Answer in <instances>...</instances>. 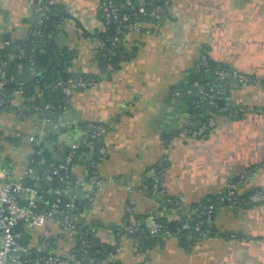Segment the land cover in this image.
Returning <instances> with one entry per match:
<instances>
[{"label":"crops","instance_id":"obj_1","mask_svg":"<svg viewBox=\"0 0 264 264\" xmlns=\"http://www.w3.org/2000/svg\"><path fill=\"white\" fill-rule=\"evenodd\" d=\"M56 4L74 18L60 20L55 36L60 48L74 54L70 71L97 79L75 92L68 108L48 124L34 116L18 118L21 97L13 92L15 109L0 113V167L11 160L13 178L22 175L31 162L28 156H36L30 138L39 140L49 169L62 159L59 167H65L88 125H105L107 132L98 139L104 154L77 149L65 176L71 201L84 200L92 170L103 180L76 220L100 243L101 264H264V202L246 209L222 206L212 237L183 241L158 236L143 248L122 231L108 232L124 225L148 228L159 206L144 185L152 174L159 175L160 188L172 198L170 211L161 210L167 222L180 220L177 205L219 196L232 178L247 175L243 192L264 186V0H170L159 32L131 33L123 44L127 58L112 71L102 61L106 31L96 27L104 18L101 0ZM32 17L33 0H0V49L4 36L25 39ZM220 69L236 70L247 82L218 80ZM195 84L213 86L225 109L203 137L193 136L207 119ZM28 238L34 245L55 242L64 256L76 246L53 222L30 231Z\"/></svg>","mask_w":264,"mask_h":264},{"label":"built area","instance_id":"obj_2","mask_svg":"<svg viewBox=\"0 0 264 264\" xmlns=\"http://www.w3.org/2000/svg\"><path fill=\"white\" fill-rule=\"evenodd\" d=\"M56 0H37L33 6V15L35 16V28L32 30L33 36H40L39 28L45 26L49 20V7ZM163 4L152 8L149 12L145 8V0H125L124 5L133 12L134 16L140 18L149 17L156 22L155 27L145 28L143 19L131 21L129 15H120L119 5L106 1L100 4V9L104 12V18L96 25L100 31H107L113 26L114 31L108 37L107 43L102 44V52L109 56L114 55V50L120 45L127 42L131 33H142L144 35L158 33L162 23L166 21L165 17L168 14L170 0H162ZM165 20V21H164ZM7 42H3V45ZM18 56H23L24 50H18ZM32 62V60H30ZM202 65H207L205 55L201 56ZM7 63L0 61V108L8 102L13 104L14 95H3L1 92L5 85L12 81V78L6 76L5 67ZM107 69L112 71L113 68L107 64ZM33 76L34 73L31 72ZM216 78L222 81L245 83L247 77L239 74L236 70L220 69L215 72ZM95 84L93 78H82L71 76L66 80H58L45 86L47 91L59 92L61 98V110L68 108L72 95L77 91L86 90ZM195 88L200 95V103L205 102L211 109L205 122L199 126L194 137H203L206 132L216 123V116L224 113L225 109L218 106L219 97L215 88L209 86L206 90L201 84H195ZM40 94H38V97ZM50 108L49 104L43 106H35L30 109L19 108L15 115L18 118L34 116L40 118L45 124L50 121L45 117V111ZM90 132V137L83 138L79 143H75L71 147V151L67 157V163L73 159L75 151L80 146H85L88 149H96L99 154H104V149L101 146H96L97 140L107 132L105 125L90 124L87 127ZM19 134H16L18 137ZM33 144V153L36 155L31 160L22 175L13 178V170L15 163L11 160L5 161L0 167V264H96L88 259V249L92 246L91 242H87L80 237L84 234L77 225V221L67 215L65 211L71 210L74 207L75 201L69 200L70 185L68 178L58 176V168L50 169L53 175L57 176L58 181L63 185L61 189H53L57 195L56 201L50 206H45L42 210H38L37 203L42 201L43 186L45 183L53 182V178L46 173L40 177H36L35 173L38 169L44 167L47 163V158L44 156V151L40 146L39 140L30 138ZM1 150V148H0ZM153 184L151 195L153 197L165 196V192L160 188L161 178L159 175L152 174ZM34 179V184L26 185V179ZM247 175H242L239 180H228L225 185V195L219 198L223 204L232 206L238 209L241 205L237 197L243 191L241 184L245 183ZM103 183L102 178L95 170H92L87 179L84 190V200L90 202L93 194L101 188ZM65 199L64 205L61 201ZM27 202L22 205V202ZM264 202V186L255 189L248 194L244 205H257ZM221 208V207H220ZM217 208L211 204L202 210L194 209L193 213H198L203 218L191 225L188 221L178 220L179 224L174 232L169 231L165 224L157 221L154 215H150L151 224L146 229L149 237L156 235L164 236L165 238H176L181 235L200 234L203 238L209 237L212 226V213ZM176 218L172 219L175 221ZM48 222H53L69 240H76V246L68 255H60L57 253V244L55 242H45L43 244H32L29 241L28 233L37 228H43ZM122 231L125 234H134L139 231V225H124L118 229H108L109 233ZM75 253H81L80 258L75 257ZM112 256L111 253H109ZM105 264H121L114 261H109Z\"/></svg>","mask_w":264,"mask_h":264},{"label":"trees","instance_id":"obj_3","mask_svg":"<svg viewBox=\"0 0 264 264\" xmlns=\"http://www.w3.org/2000/svg\"><path fill=\"white\" fill-rule=\"evenodd\" d=\"M111 1L117 5H119L120 15H129L131 18V21H135L137 19L142 20L143 18H140L139 16H134L133 12L129 10L124 5L125 0H101L102 2ZM37 3V0H33V6H35ZM162 0H145V8L146 11L149 12L152 8L162 5ZM62 8L56 4V2L49 7V17L51 15L57 14L58 12H61ZM99 15L101 18L104 17V12L100 9ZM167 17V15H166ZM165 17V19H166ZM165 21V20H164ZM143 23L145 28H153L156 25V22L153 21L151 18L146 17L143 19ZM164 22L162 23V25ZM57 25L58 22H53L52 26L55 28V30L52 29V26L49 24V21L46 22L45 26H41L39 28V31L41 32L40 36H33L32 30L35 28V16L32 17V24L30 31L27 35V37L23 40H12L8 36L3 37V42H7V44H4L2 48L0 49V61H5L7 63L5 67L6 76L8 78H12V81L8 84H14L16 87H4L2 90V94L9 96L12 95L13 92H19L21 97V104L16 108H25L30 109L35 106H43L44 104H49L50 108L45 111V117L50 121L54 122L56 117L60 115L62 112L61 110V94L59 92H53V91H47L45 89V86L48 84H51L53 82H56L58 80H66L71 76L76 77H82V78H93L96 80V77L87 75V74H80L77 75L70 71V65L71 61L74 58V54L66 49V48H60L57 43L54 41L51 45V37L53 33L55 32V36L57 35ZM103 36L104 39H108L109 36L105 35ZM107 43V40L105 41ZM23 49L24 54L23 56H18V50ZM52 55L54 57V63L49 70V72L42 78L37 79L35 82H30V80L35 77L40 72H43L48 69ZM127 56L123 54V44H120L115 50L114 55L109 56L105 52H102V61L103 65L110 64L113 68V70H116L119 68L120 63L125 60ZM32 60V62H30ZM208 67H212V64L209 63ZM31 72L34 73V75H31ZM197 81V79L192 80L191 83L188 84V88L193 87L194 81ZM216 91V89H215ZM38 94L40 96L38 97ZM200 108L205 111V115L208 116V112L211 111V109L207 106L205 102H201L199 104ZM219 107H223L220 102H218ZM15 109L13 105L9 104L8 102L4 105L3 108H0V113L3 111H8L11 109ZM90 132L88 131L86 136L84 138H89ZM100 139V138H99ZM96 142V146H100V142ZM85 146H80L77 151H83L85 150ZM44 156L47 158V154L44 153ZM232 180L237 181L239 180V177L232 178ZM26 185L31 186L34 184V179H26ZM152 184L153 179L152 178H145L144 179V185L147 187L149 191L152 190ZM254 190H251L249 192H243L240 195H238L237 200L241 204L238 209H246L253 207L255 205H244L243 202L245 201L248 194L253 192ZM225 195V190L222 194L219 196H207L203 199V201L200 204H193L187 207H183L182 205H177L174 210L178 213V217L181 221H188L191 225H194L196 222L201 220L203 217L200 216L198 213H193L192 211L194 209L202 210L205 207L213 204L217 209L212 213V226L210 228L211 234L209 237L216 236L217 231L214 226L215 216L216 212L220 207L227 205L226 203H221L219 201V198L221 196ZM158 201V208L153 213V215L156 217L157 221L162 222L165 224L166 228L174 232L177 228L179 222H167L164 217V215L161 214V210L163 211L169 210V204L172 201V198L168 196H161L156 197ZM66 202L65 199L61 201V205H64ZM88 202L85 200L81 201H75L74 207L70 210L65 211L67 215L72 217L73 219L77 220L80 215L83 213V211L87 208ZM78 228L80 230H83L84 234L80 237L81 239H84L87 242H91L92 246L88 249V256L87 258L92 260L96 264H101V257L97 256V252L101 249V245L98 242V240H95L94 237L89 233L88 228L84 226L83 224H78ZM129 237L133 239H138L140 243V247L148 248L150 246L151 240H155L156 236L149 237L146 230L142 228H139V231L134 234H128ZM161 236V235H159ZM188 238L199 239L203 238L200 234H188L185 233L178 237V239L186 241ZM110 252V250L106 251ZM76 258H80L82 256L81 253H75L74 254Z\"/></svg>","mask_w":264,"mask_h":264},{"label":"water","instance_id":"obj_4","mask_svg":"<svg viewBox=\"0 0 264 264\" xmlns=\"http://www.w3.org/2000/svg\"><path fill=\"white\" fill-rule=\"evenodd\" d=\"M62 19H69V20H73V16H71L70 14L61 11L58 12L57 14L51 15L49 17V24L52 26L53 22H59ZM79 24V23H78ZM80 25V24H79ZM52 29L55 30V28L52 26ZM114 28L113 26L110 27L109 30H107L104 35L107 36H111L113 34ZM51 45L50 48L52 47L53 42L55 41V32L53 33L52 37H51ZM54 63V57L52 55V59H51V63L48 67L47 70L40 72L39 74H37L35 77H33L30 82H35L37 79L44 77L49 70L51 69L52 65ZM104 71V70H103ZM6 87H16V85L14 84H7L5 85ZM206 90L208 89V87L205 88ZM196 97L200 96L198 94V92L195 94ZM70 151V150H69ZM33 158V154H30L28 156V160H32ZM65 160L62 159L60 160L59 163L55 164V167L58 168V176L60 177H65V176H69L70 172H71V167L73 165V163L75 162V160H71L70 162L67 163V165L65 167H59L60 163L64 162ZM43 173H46L47 175H50L53 178V183H45L43 186V192L47 190L48 187H50L51 185H54L56 187V189H61L63 188V185L58 181L57 176L53 175L51 170L49 169V163L47 162L46 165L44 167H42L41 169H38L35 173L36 177H40ZM57 199V195L52 192L51 194H47L46 192L43 193V197H42V201L37 203V208L38 210H42L45 206H50L51 204H53ZM27 202L23 201L22 205H26ZM82 220H79V223H81ZM159 235H156V237H158Z\"/></svg>","mask_w":264,"mask_h":264}]
</instances>
